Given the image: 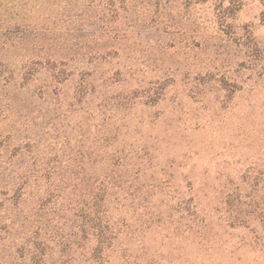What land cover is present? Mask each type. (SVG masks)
<instances>
[{
	"label": "rangeland",
	"instance_id": "obj_1",
	"mask_svg": "<svg viewBox=\"0 0 264 264\" xmlns=\"http://www.w3.org/2000/svg\"><path fill=\"white\" fill-rule=\"evenodd\" d=\"M0 47L74 72L48 102L29 97L45 75L22 91L19 137L86 162L80 206L103 161L120 186L109 248L80 238L27 264H264V0H0ZM16 233L0 264H23Z\"/></svg>",
	"mask_w": 264,
	"mask_h": 264
},
{
	"label": "trees",
	"instance_id": "obj_2",
	"mask_svg": "<svg viewBox=\"0 0 264 264\" xmlns=\"http://www.w3.org/2000/svg\"><path fill=\"white\" fill-rule=\"evenodd\" d=\"M21 49L26 50L25 47ZM35 49L25 55L27 58L20 65L0 61V122L8 126L0 129V224L3 223L0 232L7 233L3 237L0 233V242L8 241L12 230L17 231L20 249L16 251V258L23 264L41 261L46 251L53 252L55 246L60 247V251L74 252L80 246V238H97L98 249L104 250L120 234L116 218L108 214L113 189L120 188L112 173L115 162H102L104 169L95 175L98 177L92 188L88 189L87 185V191L79 195L93 201L83 207L80 206L82 201L74 200L71 195L79 191L84 181L80 174L86 162L76 163L70 158L66 161L47 159L40 140L19 137L17 112L27 100L22 97L26 87L45 75L50 82L36 87L39 93L31 90L29 97L32 101L48 102V94L57 93V85L74 73L69 71L62 55H43L33 52ZM7 90L11 94H7ZM74 98L77 100L76 96ZM72 165L80 171L60 173ZM99 207L103 209L99 211Z\"/></svg>",
	"mask_w": 264,
	"mask_h": 264
}]
</instances>
